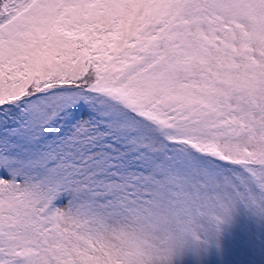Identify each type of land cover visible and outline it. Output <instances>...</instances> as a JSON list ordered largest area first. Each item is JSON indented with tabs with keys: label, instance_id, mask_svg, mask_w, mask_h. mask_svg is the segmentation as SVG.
<instances>
[{
	"label": "snow or ice",
	"instance_id": "6c2138e0",
	"mask_svg": "<svg viewBox=\"0 0 264 264\" xmlns=\"http://www.w3.org/2000/svg\"><path fill=\"white\" fill-rule=\"evenodd\" d=\"M264 217V0H0V264H222Z\"/></svg>",
	"mask_w": 264,
	"mask_h": 264
},
{
	"label": "rangeland",
	"instance_id": "374dc122",
	"mask_svg": "<svg viewBox=\"0 0 264 264\" xmlns=\"http://www.w3.org/2000/svg\"><path fill=\"white\" fill-rule=\"evenodd\" d=\"M221 244L222 264H264V217L239 206L232 223L224 227Z\"/></svg>",
	"mask_w": 264,
	"mask_h": 264
}]
</instances>
